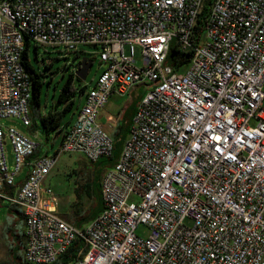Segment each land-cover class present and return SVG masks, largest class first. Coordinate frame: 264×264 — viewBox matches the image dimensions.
<instances>
[{"label":"built area","instance_id":"2783aa9c","mask_svg":"<svg viewBox=\"0 0 264 264\" xmlns=\"http://www.w3.org/2000/svg\"><path fill=\"white\" fill-rule=\"evenodd\" d=\"M204 2L0 0V201L23 215L26 262L53 264L79 236L87 250L68 264H264V0H211L186 71H176L171 43L192 47ZM25 35L67 52L101 47L104 68L59 151L90 162L111 154L100 114L112 94L143 85L117 161L101 176L103 208L81 227L44 184L56 155H34L35 139L2 125L32 124ZM140 224L149 236L135 232Z\"/></svg>","mask_w":264,"mask_h":264},{"label":"rangeland","instance_id":"374dc122","mask_svg":"<svg viewBox=\"0 0 264 264\" xmlns=\"http://www.w3.org/2000/svg\"><path fill=\"white\" fill-rule=\"evenodd\" d=\"M30 46V57L33 64L44 73L45 83L40 93V111L47 112L57 100L59 90L65 83L70 74L74 73L75 64L82 58H87L92 62L89 68L86 79L83 81L88 90L96 81L99 74L104 68V64L100 62L99 54L101 47L95 45L81 44L77 51L67 52L61 46L39 45L37 50V58H34L33 44ZM127 49V48H126ZM140 48L136 46L135 58L137 64L140 62ZM47 64V65H45ZM186 66V65H185ZM182 67L179 72H185L187 67ZM143 93V85H134L126 94L119 96L113 94L110 97L109 103L106 106V111L115 114L120 111L126 117L130 118V112L135 106L137 100L140 99ZM85 95H77L72 107L66 113L63 122L60 125L61 131L44 133L39 118L30 127L24 126L19 119L5 118L2 120L4 126H14L21 132L35 139L38 145V153L56 155L55 163L51 171L47 174L44 184L51 188L53 194L57 197V209L60 215L67 221L73 223V215H77V220L81 218L82 225L86 223L87 207L93 204L94 198L86 199L85 184L88 178L89 182L93 179V170L87 164V161L82 153L77 151H59L61 148L62 136L66 130L73 125L76 120L79 108L83 103ZM126 118L123 119V124ZM128 135L126 132L125 138ZM9 166H12V151L11 146L7 144ZM27 168H23L19 180L25 176ZM91 187L95 192V182L91 183ZM9 228H17L18 232L21 229L16 215H13L8 210V203L0 201V264H11L13 259L9 250L14 245ZM135 232L147 237L151 234V230L143 224L136 227ZM23 254V249L17 252Z\"/></svg>","mask_w":264,"mask_h":264},{"label":"trees","instance_id":"16d2710c","mask_svg":"<svg viewBox=\"0 0 264 264\" xmlns=\"http://www.w3.org/2000/svg\"><path fill=\"white\" fill-rule=\"evenodd\" d=\"M211 0H205L202 11L197 17L194 32H193V39H192V47L184 50L180 47L179 43L175 40L172 41L168 55H167V63L172 65L174 70H180L182 67L187 65L191 59L193 47L195 43H198L201 39L204 31V25L206 22V18L208 15V10L210 6ZM25 45L24 50L22 52V61L23 64L29 74L30 81H31V97L29 99V106L32 113V123L35 121V118H39L41 128L44 133H49L55 131L56 133L61 131L60 125L64 120V117L68 110L72 107L75 97L77 95H82L86 91V84L83 82L78 75L75 74V69L78 64L81 63L79 60L74 66V73L70 74L65 83L61 86L59 90V94L57 96L56 102L47 112L40 111V93L45 83L44 73L39 70L32 62L30 57V46L31 42L29 37L25 35ZM39 45L33 44V51H34V58H37V50ZM87 58H85V63L89 62ZM47 65V64H45ZM143 95V93H142ZM141 95V96H142ZM138 102V100H137ZM136 102V103H137ZM136 107L130 112V118L128 115L126 117V112L122 113L120 121L117 125V130L113 135L114 140V147L111 154L99 158L95 162L87 161V164L90 165L91 171L93 170V179L89 182L88 178L85 184V192H86V199H91V196L94 198V202L90 205L89 209H87L88 213L86 214V223H88L95 215H97L103 208V201L101 198L100 193V185H101V176L103 172L110 166H112L119 156L123 141L125 139L126 132L129 130L130 121L132 115L135 111ZM126 118V121L123 122V119ZM32 125V124H31ZM67 131V130H66ZM65 131V132H66ZM64 132V133H65ZM64 135V134H63ZM63 137V136H62ZM38 149V148H37ZM38 154V150L35 151L34 155ZM95 182L96 190L93 191L91 187V183ZM14 189V188H13ZM8 210L14 214H16L17 220L19 225L21 226L20 231L18 232L17 228H9L8 232L12 236V240L15 242L14 245L9 250L11 258L13 261L11 264H31L25 261L24 259V249H25V230H24V220L23 215L14 207L8 205ZM73 224L81 227L82 221L77 220V215H73ZM23 249V254H18V251ZM87 246L83 240V238L77 236L73 242L67 247L64 253H62L58 260L53 264H68L71 260L78 257L80 253L86 252Z\"/></svg>","mask_w":264,"mask_h":264},{"label":"crops","instance_id":"0c3cea01","mask_svg":"<svg viewBox=\"0 0 264 264\" xmlns=\"http://www.w3.org/2000/svg\"><path fill=\"white\" fill-rule=\"evenodd\" d=\"M113 95V94H112ZM111 95V96H112ZM110 96V97H111ZM110 97H109V99H108V102L106 103V105H105V107H104V109H103V111L101 112V114H100V117H99V121L104 125V127L110 132V134L112 135V137H113V135H114V133H115V131L117 130V125H118V123H119V121H120V119H119V121L115 124V123H110L108 120H107V116L110 114V115H117V114H120V118H121V115H122V112H120L119 110L118 111H116V113L115 114H111V113H109V112H107L106 111V106L108 105V103H109V100H110ZM137 104V103H136ZM136 104H135V106L134 107H136ZM135 110H136V108H135ZM135 112V111H134ZM131 122V121H130ZM38 150V149H37ZM38 154H40V153H38ZM12 213V212H11ZM13 215H16V214H14V213H12ZM86 224V223H85ZM1 231V230H0ZM1 233V232H0Z\"/></svg>","mask_w":264,"mask_h":264},{"label":"water","instance_id":"95a60500","mask_svg":"<svg viewBox=\"0 0 264 264\" xmlns=\"http://www.w3.org/2000/svg\"><path fill=\"white\" fill-rule=\"evenodd\" d=\"M91 65H92L91 61L85 63V58H82L81 63L78 64V66L75 69V74L78 75L82 80H85L87 72L91 67Z\"/></svg>","mask_w":264,"mask_h":264}]
</instances>
